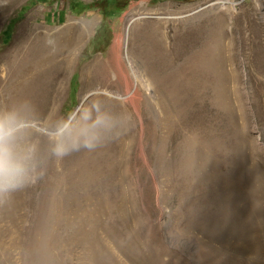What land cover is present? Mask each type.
Returning <instances> with one entry per match:
<instances>
[{
	"label": "rangeland",
	"instance_id": "1",
	"mask_svg": "<svg viewBox=\"0 0 264 264\" xmlns=\"http://www.w3.org/2000/svg\"><path fill=\"white\" fill-rule=\"evenodd\" d=\"M41 1L0 0V101L28 112L45 153L60 113L99 98L137 143L127 165L117 139L53 160L39 183L0 204V264H264V0H115L123 11L113 20L103 17L109 0ZM75 1L89 9L76 14ZM141 4L146 17L134 25L128 54L149 77L152 116L140 87L123 102L117 96L127 89L99 74ZM71 21L89 27L75 34L62 93L50 82L40 105L16 100L2 69L20 31L35 26L32 43L36 27L62 34ZM48 40L39 49L55 45Z\"/></svg>",
	"mask_w": 264,
	"mask_h": 264
},
{
	"label": "bare ground",
	"instance_id": "2",
	"mask_svg": "<svg viewBox=\"0 0 264 264\" xmlns=\"http://www.w3.org/2000/svg\"><path fill=\"white\" fill-rule=\"evenodd\" d=\"M225 1L228 2V0H225ZM142 6H143V4L139 5L138 7L132 8L130 10V12L127 14L125 30H124V32H122L116 36L114 43H113V46L111 47V50H110L109 58L103 62L100 61L101 66H100L99 74H101L102 76L106 75L107 77H109L111 75L112 76L111 80H115V81H111V82H115L118 85L123 86L124 88L127 89V93L126 94L124 93L125 94L124 96H122L123 94L122 95L119 94L118 96L116 95L117 98H119L120 101L122 100L123 102L127 98L131 97V95L133 94V92L135 91V89L137 87H140L141 91H142V97L144 100V111L147 112V114L149 116H152V112L157 108H156V104L154 102L153 89H152V86L150 84L149 77H147V75L145 73H143L142 68H141V62L139 61V59L135 56L128 54V41H129V39L132 35V32L134 30V25L138 20L146 17V15L144 14ZM78 24H79L78 22H73V21L69 22V24L66 28L67 33H66V31H64V33H62V34H56L57 32H54L50 29H44L42 27H36L40 30L37 33L38 34L37 38L32 43L28 42V36L30 35L31 27L33 30V28H35V26L27 25L22 29L23 31H20V32H23V36L21 37V42H19V39H18L17 45H15L13 47V50L7 55L8 59H9V63H7L6 66L3 67V69H2L3 75H6L5 78H8V76L12 77L13 85L11 87L10 92L13 93V96H14V98H16V100L18 99V100L24 102V99L26 100V98H30L32 100V102L37 104V106L40 105L39 104L40 100H39L38 96L42 90L41 87L46 88L47 84L50 82L57 83V85H59L60 93H62L63 89L65 88V83H66L65 75L67 72H69L72 69V64L74 63V60L76 59V56H77V54L75 52H73V48L76 45V43L74 44V42H76V39L74 38L75 34H78V33H81L82 35L86 34L88 27H89L87 22H83L82 25H80V26H78ZM50 38H52V39L55 38V41H56L55 45H54V43L53 44L51 43L53 46H45V47H42V49H39V47H41V45H42V42L47 41ZM52 42H53V40H52ZM24 45H27L28 47H24ZM44 45H45V43L43 44V46ZM123 47L125 49L124 58L122 57V54H121V50ZM58 55H60V56L63 55L62 63L57 61ZM58 66H59V69L61 70V74L56 72V78H52V74H53L52 69L57 68ZM91 70H92V68L89 66H86L82 70V80L87 84L88 87L91 86V82L89 81L90 75L92 72ZM96 72H97V70H96ZM131 82H133V86H130ZM9 83H11V81ZM28 86H30L32 88V91H28V89H27ZM0 97L2 98L1 93H0ZM83 98H84L83 99V101H84V100H86V98H88V96L85 95V97H83ZM0 106H1V109L11 108L12 106H16L17 109H24L22 106L17 104V101H16V103L10 104L9 101L4 100V99H3V102L0 101ZM27 113L28 112H26V114ZM116 139L119 143L120 154L122 155V159H123L122 164H121V166H122V165H124L123 162L126 163V161L129 160L130 149H131L133 144L137 143V139H136V136L128 129L122 136H120L119 138H116ZM119 161H121V160H119ZM127 164L128 163H126V165ZM129 164H130V162H129ZM124 168L125 169L121 170V171H124V173H125L127 168L126 167H124ZM77 170H79V169H77ZM77 170H75V171H77ZM79 177H80V174H79ZM113 177H114V174H113ZM125 177L126 176L124 174V177H122V179H123L122 184H120L121 178L118 181V183H116V184L121 185L122 195H126L127 192L129 193V191H130V190L127 191L128 188L127 189L124 188L123 182H124ZM78 180L79 179H77L75 182H77ZM85 183H87V180L84 178V183H83L84 187L87 191H89V188H88V186H85ZM96 187L100 188L99 186H96ZM94 189L95 188H92V186H91L90 191L91 192L95 191L93 197L102 198V196L99 193L100 189H95V190ZM116 190H118V188ZM90 195H91V193H88V197ZM127 196H129V195H127ZM127 201H128V199H127ZM126 204H128V203H126ZM105 207L106 206H103V208H105ZM134 209H137V208H134ZM165 241H166V245L169 248H171L172 245L170 243L169 236H166ZM173 249L175 250V248H173Z\"/></svg>",
	"mask_w": 264,
	"mask_h": 264
},
{
	"label": "clouds",
	"instance_id": "3",
	"mask_svg": "<svg viewBox=\"0 0 264 264\" xmlns=\"http://www.w3.org/2000/svg\"><path fill=\"white\" fill-rule=\"evenodd\" d=\"M101 100L105 99L96 101ZM96 101L60 113L47 153L36 143L33 121L21 109L0 110V204L39 183L53 160L59 162L73 153L95 151L127 131L124 118Z\"/></svg>",
	"mask_w": 264,
	"mask_h": 264
},
{
	"label": "trees",
	"instance_id": "4",
	"mask_svg": "<svg viewBox=\"0 0 264 264\" xmlns=\"http://www.w3.org/2000/svg\"><path fill=\"white\" fill-rule=\"evenodd\" d=\"M42 1H45V0H42ZM118 1L121 2L122 0H118ZM118 1L114 5L115 0H109V5L104 10V14H103V17L105 19H107V20L108 19L113 20V19L117 18V16H119L122 13L123 8H121V7L118 6ZM175 1H185V0H175ZM74 9H76V11H75L76 14H80L82 12L87 11L89 9V6H87V5L83 4V3H80V2L75 1Z\"/></svg>",
	"mask_w": 264,
	"mask_h": 264
}]
</instances>
